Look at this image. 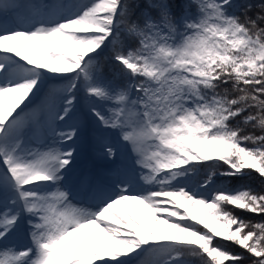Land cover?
I'll return each instance as SVG.
<instances>
[{
    "label": "snow or ice",
    "instance_id": "1",
    "mask_svg": "<svg viewBox=\"0 0 264 264\" xmlns=\"http://www.w3.org/2000/svg\"><path fill=\"white\" fill-rule=\"evenodd\" d=\"M205 167L264 180V0H0V264H264Z\"/></svg>",
    "mask_w": 264,
    "mask_h": 264
},
{
    "label": "rangeland",
    "instance_id": "2",
    "mask_svg": "<svg viewBox=\"0 0 264 264\" xmlns=\"http://www.w3.org/2000/svg\"><path fill=\"white\" fill-rule=\"evenodd\" d=\"M48 86H50V85H45L44 87L47 88ZM57 86H62V84L61 85H57ZM39 95H41V99H39L40 101L39 102H38V100L36 101V97H35L32 106H36V105H38L39 103L42 102L44 93L41 92ZM78 95H82V94H78ZM85 104H86L85 101H81L79 107L83 108ZM78 116L81 119H83V112L82 111H78ZM85 150H88L87 152H91V150L88 148V146L86 144H81L79 146V148H78V154H77V156L75 158L74 165H73L74 171L76 173L89 172V171L98 173L103 168L106 167V165L103 162H101L98 159H96V157L93 155L92 152H91L92 157L87 159L85 157V155H84L85 154ZM102 164H104L105 166L101 167ZM198 173H203V172L202 171H198ZM196 178L199 179L200 177H196ZM194 179L191 180V181H188L187 184H188L189 187L192 188L193 191H196L200 195H203V196H206V197H210L211 193L215 189L220 188L219 183L214 180V183L211 185V187H209L206 190H202L200 188V186H199L200 185L199 180H198L197 183H195ZM187 259L190 261V264H196L195 261L199 260V259H197V257L191 256V255H188ZM190 259H192V260H190ZM198 264H200V263H198Z\"/></svg>",
    "mask_w": 264,
    "mask_h": 264
},
{
    "label": "trees",
    "instance_id": "3",
    "mask_svg": "<svg viewBox=\"0 0 264 264\" xmlns=\"http://www.w3.org/2000/svg\"><path fill=\"white\" fill-rule=\"evenodd\" d=\"M253 2H255V0H253ZM228 87H231V86L229 85ZM233 123H235V122H233ZM256 133L259 134V130H256ZM206 169H208L206 173L213 171L212 168L206 167ZM223 170H224L223 166H220V167L215 169V171L217 173H219ZM218 177L222 178L223 180H226V182L229 186H234L235 188L240 187V186H247L256 192H264V180H262L255 173H252L251 175L245 176V177L240 178V179H230L227 177H222V176L217 175L216 178H218ZM234 214L245 219L246 221H250L252 223L264 222V216H256V215L248 214V213L240 211V210H234ZM217 243L223 244V246H225L227 248V250L230 252H235V253H239V254L243 255L245 257V259L243 260V264H252V259H254V258L249 257V255L246 252H244L242 249L232 245L231 243L222 242L220 240H217Z\"/></svg>",
    "mask_w": 264,
    "mask_h": 264
}]
</instances>
